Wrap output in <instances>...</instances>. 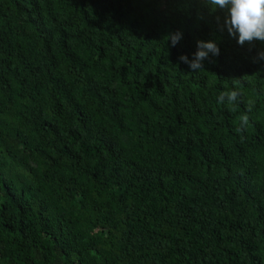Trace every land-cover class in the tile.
Listing matches in <instances>:
<instances>
[{
    "label": "trees",
    "instance_id": "obj_1",
    "mask_svg": "<svg viewBox=\"0 0 264 264\" xmlns=\"http://www.w3.org/2000/svg\"><path fill=\"white\" fill-rule=\"evenodd\" d=\"M225 16L0 0V264H264V44Z\"/></svg>",
    "mask_w": 264,
    "mask_h": 264
},
{
    "label": "clouds",
    "instance_id": "obj_2",
    "mask_svg": "<svg viewBox=\"0 0 264 264\" xmlns=\"http://www.w3.org/2000/svg\"><path fill=\"white\" fill-rule=\"evenodd\" d=\"M209 6L210 13H215L217 9L226 10L224 23L220 30L225 28L229 36L237 38V43L243 46L245 43L252 44L253 41H259L264 44V0H205ZM202 18V17H200ZM219 23V17H217ZM183 38L181 31L169 33L164 40L171 41L173 47ZM212 56L219 55V47L214 41H197V51L193 54V59L188 60L187 56H180L179 60L188 64L193 71L203 69V62ZM259 58L264 59V51L259 53ZM248 78L244 75L240 78H233V84L237 87L234 90H226L220 93L218 100L224 103L225 100L231 106L234 105L242 95L239 91V85L242 80ZM254 101L248 100V111L252 110ZM241 126L236 129L241 132L249 122L248 115L244 114L239 117Z\"/></svg>",
    "mask_w": 264,
    "mask_h": 264
}]
</instances>
